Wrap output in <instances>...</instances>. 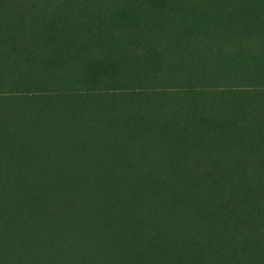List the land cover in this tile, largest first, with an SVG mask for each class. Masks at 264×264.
<instances>
[{"label":"rangeland","instance_id":"374dc122","mask_svg":"<svg viewBox=\"0 0 264 264\" xmlns=\"http://www.w3.org/2000/svg\"><path fill=\"white\" fill-rule=\"evenodd\" d=\"M0 23V264H264V0H0Z\"/></svg>","mask_w":264,"mask_h":264},{"label":"bare ground","instance_id":"6f19581e","mask_svg":"<svg viewBox=\"0 0 264 264\" xmlns=\"http://www.w3.org/2000/svg\"><path fill=\"white\" fill-rule=\"evenodd\" d=\"M0 24H1V26H3L2 23H0ZM86 45H87V44H86ZM71 54H72V53H71ZM73 58H74V57H73ZM82 64H83V63H82ZM187 125H188V124H187ZM189 127H190V124L188 125L187 128H189ZM216 127H217V126H216ZM218 127H220V126H218ZM215 129H216V128H215ZM217 129H218V128H217ZM217 129H216V130H217ZM185 133H186V130H185ZM157 134H158V133H157ZM220 134H221V132H220ZM226 135H227V134H226ZM186 136H187V135H186ZM251 137H252V136H251ZM249 138H250V137H249ZM249 138H248V139H249ZM250 139H252V138H250ZM253 139H254V138H253ZM224 140H225V139H224ZM176 141H177V146L175 147V149H174V151L172 152V155H171V156L175 159V161H176V160H179V162H180V160L183 159L182 156H185V157L187 156V157H188V155H187V152H188V146H187V142H185L184 138L181 137V134L178 135V136L176 137ZM193 143H194V142H193ZM248 144H249V143H248ZM174 145H175V144H174ZM214 145H215V144H214ZM199 146H200V145L198 144V147H199ZM192 148H193V147H192ZM192 148H190V149H192ZM203 148H204V149H207L206 147H203ZM190 149H189V151H190ZM195 149L197 150L196 146H195ZM208 151H209V150H208ZM208 151H207V152H208ZM197 152H198V151H197ZM203 152L205 153V150H204ZM199 154H200V153H199ZM200 155H201V154H200ZM207 155L209 156V154H207ZM198 156H199V155H198ZM203 156H204V155H203ZM203 156H202V157H203ZM205 157H206V156H205ZM209 157H210V156H209ZM236 157H238V155H237ZM199 158H200V156H199ZM239 158H241V156H240ZM242 158H243V156H242ZM174 159H173V160H174ZM249 159H250V158H249ZM240 161H241V159H240ZM242 161H243V160H242ZM182 162H183V160H182ZM203 162H204V161H203ZM249 162L252 163L253 161L251 162V159H250ZM249 162L247 163L248 165H249ZM231 164H234V163H231ZM254 164H256V163H253V166H254ZM184 165H186V163H185ZM192 165H193V164H192ZM198 165H199V164H198ZM201 165H202V164H201ZM211 165H212V163H211ZM236 165H237V164H236ZM251 165H252V164H251ZM239 166H241V163L239 164ZM245 166H246V165H245ZM257 166H258V165H257ZM247 167H248V166H247ZM255 167H256V166H255ZM210 168H211V167H210ZM235 168H236V166H235ZM248 168H250V167H248ZM253 168H254V167H253ZM232 172H233V171H232ZM243 172H244V171H243ZM179 174H180V171H179ZM249 174H250V173H249ZM249 174H248V175H249ZM198 175H199V173H198ZM198 175H197V176H198ZM202 175H203V174H202ZM244 175H245V174H244ZM188 176H189V175H188ZM197 176H196V177H197ZM203 177H204V176H203ZM198 178L200 179V175H199ZM240 180H241V179H240ZM240 180H239V181H240ZM179 181H180V180H179ZM231 182H232V181H231ZM231 182H230V183H231ZM241 183H242V182H241ZM234 184H237V183H234ZM244 185H245V184H244ZM193 186H194V185H193ZM193 186H192V187H193ZM234 186H235V185H234ZM241 186H242V185H241ZM242 187H243V186H242ZM237 190H238V189H237ZM228 192H229V191H228ZM232 192H233V191H232ZM222 193H223V192H222ZM237 193H238V192H237ZM239 195H240V194H239ZM236 196H237V195H236ZM263 196H264V195H263ZM248 197H249V196H248ZM250 199H251V198H250ZM258 199H259V198H258ZM243 200H244V199H243ZM260 200H261V199H260ZM260 200H259V201H260ZM241 202H242V200H241ZM256 202H257V200H256ZM256 202H255V203H256ZM263 202H264V200H263ZM236 203H237V202H236ZM259 203H260V202H259ZM259 203H258V204H259ZM247 204H248V203H247ZM258 204H257V205H258ZM249 205H250V204H249ZM259 205H260V204H259ZM250 206H251V205H250ZM250 206L247 205V207H250ZM263 206H264V205H263ZM206 207H207V206H206ZM240 208H241V207H240ZM211 209H212V208H211ZM241 209H242V208H241ZM256 209H257V207H256ZM242 210H243V209H242ZM248 210H249V209H248ZM248 210H246V211H248ZM251 210H252V209H251ZM253 210H254V209H253ZM253 210H252V211H253ZM258 210L261 211L262 209L260 208V209H258ZM240 211H241V210H240ZM254 211H256V210H254ZM259 211H258V212H259ZM253 213H254V212H253ZM260 213H261V212H260ZM243 214H244V213H243ZM239 215H240V214H239ZM239 215H238V216H239ZM241 215H242V214H241ZM247 216H248V213H247V215H246L245 217H247ZM261 217H262V216H261ZM237 218H239V217H237ZM252 218H254V217H252ZM239 219H240V218H239ZM260 219H261V218H260ZM260 219H259V220H260ZM236 221H237V220H236ZM241 221H242V220H241ZM257 221H258V219H257ZM239 222H240V220H239ZM244 222H245V221H242L241 224L244 223ZM245 223H246V222H245ZM249 223H250V222H249ZM239 224H240V223H239ZM243 225H244V224H243ZM252 227H253V226H252ZM254 229H255V228H254ZM258 229H259V228H258ZM245 230H246V229H245ZM249 231H250V229H249ZM243 232H244V231H243ZM259 232H260V231H259ZM244 234H245V233H244ZM258 234H259V233H258ZM256 235H257V233H256ZM256 237H257V236H256ZM247 238H248V237H247ZM247 238H246V239H247ZM258 238H259V237H258ZM247 240H248V239H247ZM249 242H250V241H249ZM247 243H248V242H245V244H247Z\"/></svg>","mask_w":264,"mask_h":264}]
</instances>
